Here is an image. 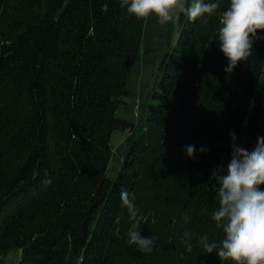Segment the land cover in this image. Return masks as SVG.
I'll return each mask as SVG.
<instances>
[{
  "label": "trees",
  "instance_id": "obj_1",
  "mask_svg": "<svg viewBox=\"0 0 264 264\" xmlns=\"http://www.w3.org/2000/svg\"><path fill=\"white\" fill-rule=\"evenodd\" d=\"M104 2L0 0V264L11 250L17 264H236L204 253L198 240L224 236L209 189L213 170L231 160L230 133L249 151L264 137V39L226 73L218 28L230 0L207 24L180 11L145 121L112 180V130L132 127L115 111L130 94L145 17L128 16L116 0L102 12ZM122 188L145 218L142 235L155 239L151 253L127 243L133 221Z\"/></svg>",
  "mask_w": 264,
  "mask_h": 264
},
{
  "label": "clouds",
  "instance_id": "obj_2",
  "mask_svg": "<svg viewBox=\"0 0 264 264\" xmlns=\"http://www.w3.org/2000/svg\"><path fill=\"white\" fill-rule=\"evenodd\" d=\"M109 0L102 4L101 11L107 12ZM128 16L139 19L155 13L162 21L172 19L170 12L179 0H116ZM220 0L205 2L196 0L194 4L183 7L182 12L190 22L197 18L207 24L215 10L220 9ZM219 40L221 53L227 59L226 73H231L240 63H245L253 55L254 43L264 39L258 30H264V0H230L226 10L219 15ZM233 140L232 157L227 168L213 170L215 183L210 191L215 193L218 207L212 212L211 219L217 228L223 229L222 240H209L202 236L198 240L204 253H216L218 257L230 258L236 264H264V137H258L253 150L249 151ZM184 151L188 158H194L195 145H187ZM201 153L208 151L201 147ZM51 183L50 180L45 181ZM121 206L127 209L132 227L127 232V243L136 246L141 253H151L155 239L142 235L140 224L145 220L139 214L134 193L126 189L120 193ZM186 222L191 217H186ZM182 243L188 253L193 251L191 233L184 232ZM183 258V253L181 254ZM221 264H224L221 261Z\"/></svg>",
  "mask_w": 264,
  "mask_h": 264
},
{
  "label": "rangeland",
  "instance_id": "obj_3",
  "mask_svg": "<svg viewBox=\"0 0 264 264\" xmlns=\"http://www.w3.org/2000/svg\"><path fill=\"white\" fill-rule=\"evenodd\" d=\"M186 2L187 0H179V4L170 12L172 19L169 21H162L155 13L145 17L140 50L128 73L126 86L130 94L123 98V102L115 111L116 117L129 121L132 127L112 130L110 138L112 152L105 171L109 179H115L122 165V159L145 121L153 82L159 74L162 57L177 38V18ZM195 2L196 0H191L190 4ZM19 257V251L11 250L1 256V264H17Z\"/></svg>",
  "mask_w": 264,
  "mask_h": 264
}]
</instances>
